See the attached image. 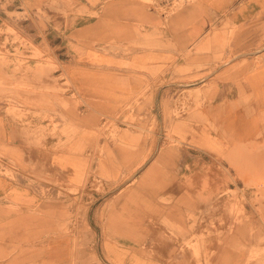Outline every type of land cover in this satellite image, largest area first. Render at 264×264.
Listing matches in <instances>:
<instances>
[{
	"label": "crops",
	"instance_id": "1",
	"mask_svg": "<svg viewBox=\"0 0 264 264\" xmlns=\"http://www.w3.org/2000/svg\"><path fill=\"white\" fill-rule=\"evenodd\" d=\"M117 2L71 28L69 43L64 19L60 33L34 12L18 20L0 10V24L30 43L18 48L19 66L0 61V264H240L225 244L250 243L245 229L264 228V0H201L166 28L154 11ZM130 7L144 31L128 30ZM31 47L56 70L36 71L44 62ZM206 59L214 71L182 73ZM50 78L71 87L47 91ZM197 84L211 98L171 115L177 90ZM99 117L117 137L96 138ZM94 173L102 193L90 187Z\"/></svg>",
	"mask_w": 264,
	"mask_h": 264
},
{
	"label": "rangeland",
	"instance_id": "2",
	"mask_svg": "<svg viewBox=\"0 0 264 264\" xmlns=\"http://www.w3.org/2000/svg\"><path fill=\"white\" fill-rule=\"evenodd\" d=\"M8 3V1H11V5L0 3V10L4 12L7 16L10 15V17L17 18L18 20H24V17H28L29 19L33 15L34 12L36 15L40 17V19H46V22L50 25H47V29H54L55 31L63 30L60 28V25L58 21L60 19H64V28L66 31L64 32V40L66 42L67 39L70 38L68 31L73 28L76 25H82L83 23H88L89 21H92L93 19H101L102 14L106 9H109V5H111V9H117L119 7L117 1L118 0H44V2L39 5L38 3L35 5H32L31 8L27 7L24 8L21 6L18 7L19 0H0V2ZM130 1L132 4H135L136 6H139L140 10L149 11L152 10L155 13H157L158 16L163 17L165 23L162 25L163 28L169 27L173 25V22L167 21L168 19L177 16L182 11L186 10L189 7H192L196 4H198L201 0H127ZM111 3V4H109ZM9 6L10 8L8 9ZM115 7V8H114ZM131 8V7H130ZM119 9H117L118 11ZM20 11V12H19ZM115 10L114 16L115 19L113 21L118 22V13ZM8 13V14H7ZM37 17V16H35ZM123 20L127 21L129 26L128 30H133L134 32H140L144 31V28L147 24V20L144 19L142 14H140L139 11L135 10V8H131L130 11H128L125 16L123 17ZM112 22V26L115 27L113 30L118 31L117 23L116 26ZM0 35H4V38L2 42H0V61H7L9 57H14L16 65L22 64V61L19 59L22 58V53L18 50L19 47H26L29 43L28 39H26L24 36H22L13 26L8 24L6 21H1L0 24ZM52 38V35L50 36ZM132 37H127V42L129 44H132L134 41L131 40ZM118 37L116 36V39L114 38L112 43H114V40H117V43H114L112 49H118ZM69 43V42H68ZM95 43L98 44V41H95ZM7 44H16L17 48L15 49V52H10L7 48ZM32 46V45H31ZM32 48V54L31 59L44 62L43 64L37 63L35 70L36 71H42L46 70L48 73L53 72L56 70V65L53 63L52 58L50 57H42V53L37 51L35 48ZM82 48L77 49V52H82ZM129 49V48H128ZM117 54V53H116ZM206 66H211L208 70L209 72H212L216 69L215 63L213 61L206 59L203 60L201 63L191 66L190 68L185 69L182 73H188L192 68H194L195 71L199 69H203ZM32 71V69H28ZM204 75V74H202ZM202 75H196L190 78H186V81H194L196 79L199 80V78ZM71 87V84L66 81L64 84H58L56 78H50V84L46 86L47 91H51L53 93H59L64 92L68 90ZM192 87V88H191ZM191 87H180L179 90H177L174 99H173V108L171 110V115L178 117L182 112L188 111L190 108L193 107L192 110H198L200 107H202L204 101L206 99L211 98V96L214 93V90L209 89L206 90L208 87L207 85H192ZM80 103V101H75V105ZM6 112L10 115H12L14 118L21 119L24 117L23 113H19V111L11 107L6 110ZM102 117H99V120ZM128 120V118H126ZM126 123V121H124ZM111 121L109 119L103 118L100 120L96 127H95V134L96 138H106V137H117L118 132L120 129L118 127H112L111 128ZM111 128V130H110ZM57 127L55 124L52 123V128L47 130V134L50 136H54L56 134ZM110 131V134H108ZM45 133L44 128H35L31 135L36 136H42ZM65 133V132H63ZM167 140H171L172 138L170 136L166 137ZM96 150L102 151V147L99 145L96 146ZM9 172H5V174H8ZM97 176L96 173H94V180L91 183L90 187L95 193H102L103 192V185L100 182V180L95 177ZM69 193H76L79 191V189H68ZM231 193V192H230ZM236 195L234 193L230 194V198H235ZM92 198V197H91ZM236 201V200H235ZM70 201L67 202V204ZM68 204V206H70ZM236 207V206H235ZM78 210H82L85 212L86 206H79ZM239 212H237L238 214ZM71 214H68V218H70ZM207 228H204V231H206ZM236 228L233 227H227L223 230L222 234L224 237L230 238L235 232ZM258 232V233H257ZM246 235L252 240L250 243H244V244H237L231 243L230 240L227 241L225 246L232 250L233 252L240 253L242 256H244L243 260L240 264H264V228H248L245 229ZM207 234L209 235L208 231ZM253 235V236H252ZM195 253V251H194Z\"/></svg>",
	"mask_w": 264,
	"mask_h": 264
},
{
	"label": "bare ground",
	"instance_id": "3",
	"mask_svg": "<svg viewBox=\"0 0 264 264\" xmlns=\"http://www.w3.org/2000/svg\"><path fill=\"white\" fill-rule=\"evenodd\" d=\"M258 233V232H257ZM253 236V235H252Z\"/></svg>",
	"mask_w": 264,
	"mask_h": 264
}]
</instances>
